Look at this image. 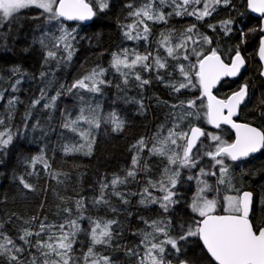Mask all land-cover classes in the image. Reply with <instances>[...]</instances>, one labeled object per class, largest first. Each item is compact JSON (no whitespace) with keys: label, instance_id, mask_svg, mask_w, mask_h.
Wrapping results in <instances>:
<instances>
[{"label":"trees","instance_id":"1","mask_svg":"<svg viewBox=\"0 0 264 264\" xmlns=\"http://www.w3.org/2000/svg\"><path fill=\"white\" fill-rule=\"evenodd\" d=\"M144 2L145 0H110L109 8L98 12L93 22L87 26L67 23L62 19L50 22L47 19L48 14L41 15L42 10L30 7L22 10L15 22L5 23L0 28V92H3L4 96V99L0 100V118L5 119V123L14 134L7 154L0 155V220L4 222L7 234L16 240L18 245H23L18 239L21 229L30 228L34 232L37 231L39 220L45 216L47 223L62 222L65 214L61 209L65 204L74 209L75 218V201L81 197L84 198L85 210L84 219L79 221L82 231L77 235L76 243L73 245L74 255L77 257L87 252L90 245V231H84L90 230L92 226L88 217L118 222L112 226L114 236L112 246L96 245L94 249L98 256L110 255L116 264H138L137 257L128 255L127 249L143 252L142 247L138 248L141 233L151 229L147 228L141 218L145 220L170 218L172 221L170 234L173 236L180 231L179 224H191L193 218L198 219L190 208L197 180H189L187 177L189 175L195 177L199 167L206 170L210 168L213 162L207 157L202 159L195 169H181L179 182L174 189L179 203L173 205L168 213H162L156 204L140 203L147 181L158 180L164 168L161 158L149 156L147 149L141 153V167L137 171V176L134 179L128 177L126 183L116 186L115 190L121 192L128 202L124 203L109 186L105 189V199L108 203L93 205L92 199L99 196L101 183L110 181L114 175L124 178L126 172L132 168V157L135 154L132 145L141 137L150 141L161 126L167 128L170 125L176 111L170 106L177 104L179 100L193 99L202 94L199 88L183 89L180 93H174L167 86L168 81L178 76L177 72L172 71V65L176 61L171 58H168V71L161 70L163 81L156 79L155 72H142L144 78L151 80L150 84L140 88L137 86L138 82L130 79L127 87H124L119 73L110 67L113 53L128 49L140 53L151 51L153 55L159 51L161 55L166 56L164 49L158 46L160 34L173 30L175 39L192 24L212 40L210 45L203 44L205 54H209L210 49H216L225 63L234 55L236 46L240 45L239 51L245 58L246 69L238 79L223 80L215 95L224 99L247 83L249 98L242 106L237 119L264 129V116L260 115V112L264 111V82L260 77L261 66L257 62V52L262 38L261 25L260 20L249 13L247 0H230L228 5H218L212 15L203 20H197L194 16L173 15L166 24L148 21L151 28L148 41L129 40L124 36L122 27L133 20L128 15L130 9L126 5L131 3L134 7H139ZM196 7L202 8L203 0ZM163 11L167 14L171 8L164 7ZM228 20L232 21L228 26L230 31H226L222 24ZM210 24L215 25V31L209 27ZM61 26L75 36L72 41L75 49L72 59L60 60L59 57L64 53L58 51V59L45 64L46 50L34 41L45 33L57 39L62 34ZM242 33L245 34L243 42ZM192 62H195L194 57ZM97 66L108 69L105 79L112 82L104 86L101 93H89L84 90L65 92L57 98L54 107L43 106L47 102V97L54 96L61 84L68 86ZM17 67L21 69L20 73L13 72ZM41 72L47 75L42 78ZM168 72H171V75ZM17 79L21 83L16 86L17 91L13 92L11 85ZM118 84L121 88L115 86ZM42 89L46 90V99L32 107L31 102L40 97ZM14 97L16 103L10 110L11 106L7 101ZM88 100H91L93 105L97 103L101 105V115L110 111L117 112L124 121V129L121 132H113L111 125L102 121L101 127L94 130L96 144L92 155L86 156L83 153L66 155L63 145L81 141L78 135L61 127L64 113L70 112L72 118H75L83 102ZM137 101L143 102V110ZM197 104H200L199 100ZM204 104H207L206 99ZM199 111L200 119L190 118L196 126L203 128L206 133L221 136L228 143L234 142V135L228 128L223 127L216 131L210 128L204 116L206 108H200ZM26 113L29 115L25 121ZM25 123L27 127H23ZM202 140L208 145L215 143L207 137ZM41 154L50 164V170H45L40 163L33 169L31 158ZM258 158L260 159L227 163L230 164L231 183L241 191L253 192V212L258 222H264V207H257L258 201L264 202V150ZM145 164L148 170H145ZM50 171L63 175L58 181L50 175ZM20 177L33 185L35 191L23 188ZM219 178V173L217 176L204 177L213 186H217ZM219 188L221 190L219 195L225 194V186L219 185ZM149 191L156 197L162 195L158 189L150 188ZM219 195L209 192L210 199H219ZM32 217L39 219L31 222ZM30 239L34 243L36 237ZM181 243L188 256L195 255L200 258V264H214L198 238ZM167 248L166 259H171L173 264H176L175 254L170 246ZM30 253L36 254V249L25 251V260L31 258ZM0 264H9L6 256H0Z\"/></svg>","mask_w":264,"mask_h":264},{"label":"snow or ice","instance_id":"2","mask_svg":"<svg viewBox=\"0 0 264 264\" xmlns=\"http://www.w3.org/2000/svg\"><path fill=\"white\" fill-rule=\"evenodd\" d=\"M110 0H0V28L5 23L11 24L17 20V16L22 10L35 7L42 10L41 15L48 14L47 19L86 21L91 20L98 12H103L109 8ZM202 0H145L139 7H134L131 3L126 5L130 9L128 15L133 20L129 24L123 25L124 36L129 40L148 41L151 36V28L148 21L152 23H167L168 19L175 16H194L197 20L209 17L218 5H228L230 0H203V7L198 8ZM191 6V10H189ZM249 6L253 11L264 13V0H249ZM164 7L171 8L167 14ZM232 21H223L226 31ZM215 31V25H209ZM61 35L53 39L47 33L42 34L34 42L46 50L44 63L57 60V52L62 51L64 55L60 60L70 61L75 51L72 41L75 36L61 26ZM264 32V28H261ZM244 33L241 34V41L244 40ZM158 41L159 48H163L166 56L157 51L153 55L151 51L144 53L129 51L124 49L121 52L113 53L110 67L119 73L122 78V85L127 87L129 80L138 82L137 86L143 88L151 83V80L144 78L141 73H156V79L163 81L161 70L168 71V58L176 61L172 65V71L178 76L168 81L167 86L174 93H180L183 89L199 88L201 95L188 100H179L177 104L170 107L175 111L170 125L165 128L161 126L155 135L148 141L141 137L132 145L135 154L132 157V168L126 172L124 178L114 175L113 178L100 184V194L92 199L93 205L107 204L105 199V189L112 187L115 195L120 196L124 203L128 201L124 195L116 191V186L127 182L128 177L133 179L137 176V171L141 167V153L148 150L149 156L161 158L164 164L163 171L158 180L147 181V186L143 190L141 204H156L162 213H168L173 205L178 204L177 193L174 191L181 175V169H195L200 161L205 157L213 163L207 170L204 167L198 168V174L194 177L189 175V180L196 179L198 189L193 198L190 208L197 218H193L191 224L181 223L178 225L180 231L171 235L172 221L166 219H151L142 221L150 231L141 233L139 247L143 252L136 249H127L128 255L137 257L138 264H173L171 259H166L167 246L175 254L176 264H200V258L195 255L188 256L181 242H188L192 238H198L203 245L206 254L210 255L215 264H264V222H258L253 212V193L251 191H241L231 183L229 174L230 162L241 161L252 154L264 149V129L253 127L247 123H236L233 116L237 115L241 105L245 104L249 96V86L244 83L238 90L232 92L224 99H218L213 95L212 89L219 84L224 77H236L244 67L246 61L239 51L240 45L236 46V51L231 59L225 63L216 49H210L209 54H205L203 44H211L212 40L207 35L201 33L195 24L188 26L181 34L173 38V30L162 32ZM259 56L264 60V39H261L259 46ZM195 62H192V58ZM188 62V63H185ZM13 72L20 73V68H14ZM108 69L97 66L88 73L73 81L70 85H60L59 90L52 97H47L45 108H52L55 101L61 95L73 93L76 90H84L89 93H101L103 87L112 82L105 79ZM171 75V72H168ZM47 75L41 72L43 78ZM264 77V70L260 72ZM195 81V83H194ZM21 81L17 79L11 85L13 92L17 91V85ZM121 88V85H115ZM206 98L207 104H204ZM3 92H0V100H3ZM46 99V90H41L40 97L31 102L35 107L41 100ZM83 101V97H81ZM200 104H197V101ZM11 108H14L16 98L7 101ZM143 110V102L137 101ZM200 108H206L204 116L207 123L216 128L221 124L231 125L236 130V139L232 143L224 141L221 136L206 133L203 128L196 126L192 119H200ZM100 104L93 105L91 100L84 101L79 108L78 115L72 118L70 112L64 113V120L61 124L63 129L79 136L78 143L63 145L66 155L73 153H83L90 156L96 144L94 130L101 127V122L111 125L113 132H121L124 129V121L115 111L101 115ZM25 115V121L28 119ZM264 116V111L260 112ZM188 123H185V121ZM86 125L87 127H82ZM23 127H27L25 123ZM18 134V133H17ZM207 137L215 142L212 145L205 144L201 139ZM14 134L12 129L5 123L4 118H0V155H6L9 145L12 144ZM199 145V147H198ZM195 149V152L193 151ZM30 163L35 169L37 163L43 165L45 170H50L51 166L43 154L31 158ZM217 166H219L217 168ZM148 170L147 164L144 165ZM212 169H216L213 171ZM217 186L210 185L204 177L217 176ZM50 175L59 181L62 173L50 171ZM23 188L35 191L33 185L27 183L23 177L19 178ZM219 185L225 186V194H220ZM150 188L158 189L162 195L153 196ZM215 192L219 199H209L206 193ZM231 192L233 194H227ZM62 200L64 198H61ZM43 207V204L41 205ZM257 207H264V202H257ZM85 210L84 198L75 201L74 209L65 206L61 211L65 218L58 224L47 223V217L39 220L37 231L30 228L21 229L18 239L23 245H18L16 240L7 234L4 229V222L0 220V256H6L9 264H116L110 255H99L94 251L96 245L111 247L114 239L113 228L116 220L102 221L88 217L91 228L90 245L87 252L77 257L74 255L73 245L76 243L77 235L82 231L80 220L84 219ZM115 211V209H112ZM39 217H32L31 222H36ZM10 222V221H9ZM28 223V222H26ZM32 237H36L33 243ZM163 237V238H161ZM31 248L36 249V254H31V258L24 259L25 251Z\"/></svg>","mask_w":264,"mask_h":264},{"label":"water","instance_id":"3","mask_svg":"<svg viewBox=\"0 0 264 264\" xmlns=\"http://www.w3.org/2000/svg\"><path fill=\"white\" fill-rule=\"evenodd\" d=\"M247 9H248V11H249V13L252 15V17H254V18H256V19H259L260 20V33H261V35H262V38L261 39H264V32H262L261 31V28H264V13H259V12H255V11H253L252 10V8L249 6V0H247ZM63 20V19H62ZM93 20H94V17L91 19V20H86V21H67V20H63L64 22H67V23H76V24H81V25H85V26H87V25H90L92 22H93ZM260 42H261V40H260ZM242 55V54H241ZM243 56V55H242ZM257 62L260 64V66H261V71L262 70H264V60H261V58H260V56H259V49H258V52H257ZM245 69H246V63H245V65H244V67L240 70V73L236 76V77H224V78H222L221 79V81L219 82V84H217V86L215 87V88H213L212 89V93H213V95L214 96H216L215 95V91L217 90V88H218V86L220 85V83L223 81V80H225V79H232V80H235V79H238V78H240L241 76H242V74L244 73V71H245ZM260 77H261V80L264 82V77H262L261 75H260ZM217 97V96H216ZM218 98V97H217ZM248 98H249V96H248ZM248 98L246 99V101H245V103L247 102V100H248ZM206 99V98H205ZM218 99H221V98H218ZM206 102H207V100H206ZM242 106L243 105H241V107H240V109L242 108ZM240 111V110H239ZM239 113V112H238ZM238 115V114H237ZM237 115H235V116H233V120H234V118L237 116ZM235 121V120H234ZM236 122V121H235ZM237 123V122H236ZM248 124V123H247ZM251 125V124H250ZM221 126H226V127H229L232 131H233V133H234V136H235V139H236V130L234 129V128H232L231 127V125H226V124H221ZM251 126H253V125H251ZM210 127H211V129H213V130H217V129H219V128H216V127H214L212 124H210ZM253 127H255V126H253ZM203 138V137H202ZM201 138V139H202ZM195 150V149H194ZM193 150V151H194ZM261 151H262V149H261ZM261 151L260 152H257V153H255V154H252L250 157H248V158H246V159H242V160H247V159H249V158H252V157H255V156H257L259 153H261ZM241 160V161H242ZM253 202H254V194H253ZM202 243V242H201ZM203 246V245H202ZM208 255V254H207ZM209 256V258L212 260V258L210 257V255H208ZM213 261V260H212ZM214 262V261H213ZM214 264H215V262H214Z\"/></svg>","mask_w":264,"mask_h":264},{"label":"flooded vegetation","instance_id":"4","mask_svg":"<svg viewBox=\"0 0 264 264\" xmlns=\"http://www.w3.org/2000/svg\"><path fill=\"white\" fill-rule=\"evenodd\" d=\"M241 110V109H240ZM240 112V111H239ZM238 115H239V113H238ZM238 115L234 118V120L237 122V123H245V122H241V121H238V119H237V117H238ZM209 126H210V124H209ZM228 128L231 132H232V134L234 135V133H233V131L229 128V127H226V126H220V128L219 129H221V128ZM211 128V127H210ZM219 129H217V130H219ZM213 130V129H212ZM205 131V130H204ZM214 131H216V130H214ZM204 138V137H203ZM202 138V139H203ZM234 138H235V136H234ZM234 141H235V139H234ZM264 149H262V151H263ZM262 151H261V153H262ZM261 153H259L257 156H255V157H252V158H249V159H247V160H242V161H236V162H244V161H249V160H254V159H260V158H258L259 157V155L261 154ZM197 189H198V182L196 183V192H195V195H196V193H197ZM246 191H248V190H246ZM253 193V192H252ZM206 195L208 196V198H209V192L208 193H206ZM195 197V196H194ZM210 199V198H209ZM253 204H254V202H253Z\"/></svg>","mask_w":264,"mask_h":264},{"label":"rangeland","instance_id":"5","mask_svg":"<svg viewBox=\"0 0 264 264\" xmlns=\"http://www.w3.org/2000/svg\"><path fill=\"white\" fill-rule=\"evenodd\" d=\"M76 135V134H75ZM196 196V195H195Z\"/></svg>","mask_w":264,"mask_h":264}]
</instances>
